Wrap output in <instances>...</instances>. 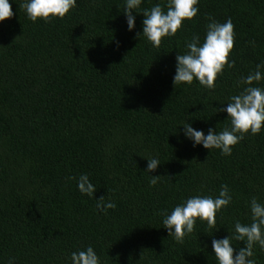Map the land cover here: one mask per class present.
Wrapping results in <instances>:
<instances>
[{
    "label": "trees",
    "instance_id": "16d2710c",
    "mask_svg": "<svg viewBox=\"0 0 264 264\" xmlns=\"http://www.w3.org/2000/svg\"><path fill=\"white\" fill-rule=\"evenodd\" d=\"M23 2L9 0L14 15L0 22V264H72L89 246L101 264H218L212 240L230 236L236 221L251 223L253 197L264 204V127L225 156L194 146L184 124L205 135L231 126L217 109L264 64V0H199L197 16L159 48L142 36V13L133 10L129 31L125 0H77L50 23L28 19ZM157 4L166 11L167 0L140 7ZM208 17L231 18L235 67L213 90L196 79L175 87L176 57L194 35L203 43ZM253 86L264 89V79ZM149 158L161 162L150 173ZM81 174L93 197L79 191ZM150 176H161L156 186ZM222 185L232 202L215 228L198 219L183 244L169 237L161 213L193 196L215 198ZM101 196L116 208L97 209ZM251 259L264 264L259 245Z\"/></svg>",
    "mask_w": 264,
    "mask_h": 264
},
{
    "label": "clouds",
    "instance_id": "9594fccd",
    "mask_svg": "<svg viewBox=\"0 0 264 264\" xmlns=\"http://www.w3.org/2000/svg\"><path fill=\"white\" fill-rule=\"evenodd\" d=\"M199 0H167L166 11L160 4L151 9H141L142 0H125L124 13L127 17L129 31L135 28V16L133 10L142 13V36L156 48L161 46L166 37H174L181 29L183 22L192 20L199 12ZM77 6V0H26L20 4L28 19L36 22L39 19L50 23L53 18L63 19L72 8ZM14 15L9 0H0V22L12 18ZM206 36L203 43L199 35H194L186 43V53L176 57L177 66L174 76V86L181 84L191 85L194 79L200 85L209 90L216 86L218 76L223 74L225 67L234 68L235 61H229L230 53L234 48V24L229 18L225 23H219L214 18L208 17ZM140 38L141 34L137 33ZM254 45V42H252ZM138 46V45H137ZM126 59V57H125ZM125 61V60H124ZM261 68L264 64L257 65L256 70L239 80L243 87L239 94L229 98L227 107L218 108V112H227L230 127H225L217 132L209 128L208 134L196 130L191 124H184L185 135L194 142V146L203 145L205 149H219L221 154L229 156L232 148L245 138L246 134L257 135L264 127V89L255 87V82L264 79ZM147 172H154L160 165L158 158H149ZM161 176H150V186H156ZM68 180H76V177H68ZM79 191L93 197L97 189L90 182L89 176L81 174L77 180ZM97 209L107 213L108 209H115L116 204L111 199L101 196L96 199ZM232 202L227 185H222L219 195L193 196L184 203L177 205L171 214L164 215L163 225L168 230L169 237L177 243L183 244L187 235L193 233L197 220L206 221L209 229L216 227V215L220 210L227 208ZM251 223L242 224L236 221L234 232L223 239H213L212 248L218 264H255L254 247L264 250V204L253 197L249 203ZM243 241L246 246L237 252L232 241ZM72 264H101L100 258L89 246L86 250L71 254ZM8 264H13L10 259Z\"/></svg>",
    "mask_w": 264,
    "mask_h": 264
}]
</instances>
